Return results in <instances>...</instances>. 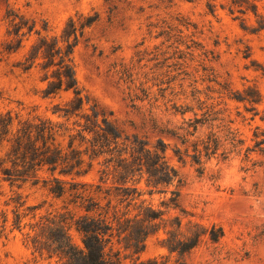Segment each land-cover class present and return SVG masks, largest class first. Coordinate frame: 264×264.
Masks as SVG:
<instances>
[{"label": "rangeland", "instance_id": "374dc122", "mask_svg": "<svg viewBox=\"0 0 264 264\" xmlns=\"http://www.w3.org/2000/svg\"><path fill=\"white\" fill-rule=\"evenodd\" d=\"M259 9L264 0L257 1ZM209 5H212L210 8ZM229 0H0V112L12 110L22 115L40 114L57 119L55 104H64L72 94L61 91L43 97L46 82L34 64L24 69L23 62L38 35H58L66 20L76 13L97 12L99 19L85 29L73 50V63L83 93L112 111L117 127L125 134H136L150 145L157 139L167 144L166 155L179 175L169 189L179 190L177 208L166 210L164 219L179 215L185 223L220 226L223 235L217 241L204 236L182 257L169 254L162 245L165 229L149 236L140 259L156 257L164 264H264V155L249 153L255 126L264 108V74L252 63L264 66V30L243 29L238 12H228ZM34 24L25 33L15 51L12 19ZM247 26L254 17L242 15ZM26 32V27L22 29ZM15 39V38H14ZM11 48V49H9ZM255 86L262 102L260 113L244 102L230 98L231 91ZM187 109L185 112L182 111ZM210 110L208 121L198 124L189 141L214 132L222 143L217 154L197 165L178 161L173 148L180 145L165 130L184 134L186 121ZM228 130L242 140L236 148L226 139ZM229 151L225 159L220 152ZM2 152L0 151V155ZM101 166L95 164L82 180L99 182ZM42 176H47L42 173ZM108 180L106 184L108 185ZM137 199L163 209L161 201L170 193L150 191L142 178ZM19 195L23 205L16 207ZM27 206H34L30 210ZM77 210L69 195L56 196L43 183L10 186L0 172V264H63V260L34 249L28 235L36 231L40 216ZM20 216V217H17ZM19 220V222H18ZM72 242L81 245V236L70 227ZM120 244L115 243V247ZM179 258V259H178ZM129 258L121 264H131Z\"/></svg>", "mask_w": 264, "mask_h": 264}, {"label": "trees", "instance_id": "16d2710c", "mask_svg": "<svg viewBox=\"0 0 264 264\" xmlns=\"http://www.w3.org/2000/svg\"><path fill=\"white\" fill-rule=\"evenodd\" d=\"M259 0H229L228 12L234 19H240L243 29L256 32L264 30V7L259 9ZM211 8L212 5H209ZM250 13L255 24L247 26L242 15ZM99 19V14L76 13L70 16L58 35H41L31 45L24 69L39 66L46 82L43 97L55 96L61 91H70L72 96L64 104H55L52 113L57 119L40 114L22 115L6 110L0 112V172L9 185L20 188L25 183H43L56 196L69 195V203L77 210L64 207V211L49 212L40 216L36 231L28 235L32 246L39 253L46 252L48 257L56 255L63 264H121L129 258L131 264H164L158 258L140 259L146 239L162 228L166 235L162 245L169 254L184 256L193 249L204 236L217 241L223 230L214 224L204 226L188 220L185 232L182 231L183 218L179 215L164 219L166 210L179 205V190L169 189L180 181L176 167L166 155L167 144L157 139L153 145L136 134H125L115 124L112 111L95 99L83 93L78 85L73 63V50L83 36L85 29ZM13 30L8 34L13 38L15 51L25 33L33 30L34 24L12 19ZM26 27V32L22 31ZM15 38V39H14ZM253 64L264 74V66ZM230 98L244 102L245 110L252 118L260 111L257 105L262 102L261 93L255 86H247L242 91H231ZM187 109L182 111L185 112ZM210 110L198 117L188 118L184 123V134L165 130L176 137L181 146L173 148V156L178 161L197 165L202 172V159H210L221 148L219 138L214 132L206 137L189 141L198 124L208 121ZM264 120V108L260 114ZM253 145L245 148V159L249 153L258 151L264 155V129L258 125L253 130ZM226 139L236 148L242 143L237 133L228 130ZM230 151V150H229ZM223 147L220 155L225 159L229 153ZM99 164V182H87L86 176ZM46 173L47 176H42ZM144 178L150 191L170 193L161 201L163 209L155 208L144 200H139L141 189L138 187ZM110 181L107 185L106 182ZM13 198L16 207L23 205L19 195ZM34 209V206H27ZM20 217V216H17ZM19 222V220H18ZM73 227L81 238V245L72 242L69 228ZM115 243L120 246L115 247ZM179 259V258H178ZM176 264H187L178 261Z\"/></svg>", "mask_w": 264, "mask_h": 264}]
</instances>
